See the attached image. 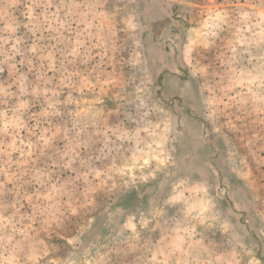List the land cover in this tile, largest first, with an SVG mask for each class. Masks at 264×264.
<instances>
[{
    "label": "rangeland",
    "instance_id": "obj_1",
    "mask_svg": "<svg viewBox=\"0 0 264 264\" xmlns=\"http://www.w3.org/2000/svg\"><path fill=\"white\" fill-rule=\"evenodd\" d=\"M106 1L0 0V264H264V0Z\"/></svg>",
    "mask_w": 264,
    "mask_h": 264
},
{
    "label": "crops",
    "instance_id": "obj_2",
    "mask_svg": "<svg viewBox=\"0 0 264 264\" xmlns=\"http://www.w3.org/2000/svg\"><path fill=\"white\" fill-rule=\"evenodd\" d=\"M118 0H107L106 1V4H105V11H107L108 13H112V12H116L117 10H119V9H117L116 10V7L114 6V8L112 7V2H114V3H116ZM121 1H123V0H121ZM73 2H75V7L74 8H70V9H68L67 11H68V15H72L77 9H75L76 7H80L79 6V4H78V0H73ZM111 4V5H110ZM145 8V9H147V2H144V4L142 5V8ZM81 8V7H80ZM80 10H82V8L80 9ZM123 12H121V14H122Z\"/></svg>",
    "mask_w": 264,
    "mask_h": 264
}]
</instances>
